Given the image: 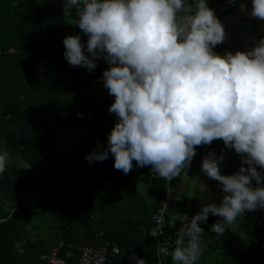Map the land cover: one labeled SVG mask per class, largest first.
I'll return each mask as SVG.
<instances>
[{"label":"trees","instance_id":"obj_1","mask_svg":"<svg viewBox=\"0 0 264 264\" xmlns=\"http://www.w3.org/2000/svg\"><path fill=\"white\" fill-rule=\"evenodd\" d=\"M76 19L75 9L64 13L62 0H0V148L10 156L0 174V264H51L41 256L55 249L67 264H92L82 260L88 246L105 255L104 264H135L134 255L145 264H174L172 249L159 255L151 234L165 179L135 161L125 175L114 168L111 154L103 162L85 158L97 142L107 146L106 113L85 92L109 65L102 58L91 72L69 65L62 31L78 28ZM66 122L87 130L73 150L57 149L35 127L43 124L55 138ZM32 168L40 178L35 195H30ZM178 180L171 181L174 190ZM175 199L176 191L165 236L173 241L179 228L175 222L184 220L176 214ZM200 207L193 205L188 218ZM217 219L210 213L201 223L203 252L196 264H264V219H253L246 211L222 236L211 231ZM46 220L51 237L44 229ZM27 225L35 238L19 252L16 245L27 235Z\"/></svg>","mask_w":264,"mask_h":264},{"label":"clouds","instance_id":"obj_2","mask_svg":"<svg viewBox=\"0 0 264 264\" xmlns=\"http://www.w3.org/2000/svg\"><path fill=\"white\" fill-rule=\"evenodd\" d=\"M62 3L64 13L75 9L74 25L87 37L86 45L79 34L64 37L69 65L89 72L101 58L109 65L103 83L114 97L108 112L117 119L107 146L97 142L86 154L88 163L111 154L125 175L135 161L171 182L191 167L197 147L216 140L240 157L230 175L221 172L223 149L202 158L201 170L224 195L219 204L202 203L185 216L169 253L174 264H196L203 252L201 223L210 213L219 218L211 231L222 236L246 211L264 209V172L258 170L264 169V37L247 50L215 52L228 34L208 0ZM251 4L249 15L264 21V0ZM9 159L0 148V174ZM203 190L201 199L211 200L206 185ZM131 260L145 264L138 255Z\"/></svg>","mask_w":264,"mask_h":264},{"label":"crops","instance_id":"obj_3","mask_svg":"<svg viewBox=\"0 0 264 264\" xmlns=\"http://www.w3.org/2000/svg\"><path fill=\"white\" fill-rule=\"evenodd\" d=\"M209 6L213 9L217 8V2H208ZM240 4L244 7L241 9ZM252 4L251 0H240L238 6L232 10L224 12L220 16V21L225 27V31L228 34L227 39L223 44L216 47H220L222 54L225 50L235 52L236 50H247L259 41L261 37H264V21L253 18L249 15ZM87 94L91 95L99 101L102 105V109L106 113L105 128L110 133L113 128L116 119L114 114H109L108 107L113 102L114 97L108 94V90L104 87L103 78H96L93 85L86 90ZM112 115V116H111ZM114 118V119H113ZM87 130L84 128L81 130L61 128L57 132V137L65 142H71L82 139L85 137ZM223 149L225 159L221 162L220 168L222 174L230 175L240 167V157L234 150H230L225 147L222 140H216L211 145L200 146L196 149V155L192 160L191 167L186 171H182L177 177L178 184L175 187L176 199H175V211L177 216H187L189 210L194 205L201 206L202 203L215 202L219 204L224 193L217 187L218 182L207 177L201 170V163L203 156L209 152L214 151L217 156L221 154ZM264 172V169H259ZM204 185L207 186V194L211 195V200L201 199L204 193ZM255 186V181H253ZM264 212V209H259ZM180 227L181 223L177 221Z\"/></svg>","mask_w":264,"mask_h":264},{"label":"built area","instance_id":"obj_4","mask_svg":"<svg viewBox=\"0 0 264 264\" xmlns=\"http://www.w3.org/2000/svg\"><path fill=\"white\" fill-rule=\"evenodd\" d=\"M215 2H217V8H215L214 11L217 17L220 18V16L224 12H227L229 10L236 8L240 0H236L235 3H230L229 0H220V1L214 0V3ZM62 33L64 37L69 34H72V35L79 34L81 36V41L85 43L86 45L87 37L83 35L79 31V29L75 27H70V28L64 29ZM11 51H15V49L13 48L11 49ZM214 51L219 54H222V52L219 50L218 47H216ZM0 53H1V50H0ZM64 126L66 127V129L67 128L73 129V126L69 122H66ZM35 127L37 128V132L41 134L43 138L47 139L50 144H53L57 149L73 150L75 146L77 145L76 141L65 142L63 140H60L58 137L54 138V136L45 129V126L43 124L35 125ZM90 136L95 139L97 134L93 132ZM150 173L152 175L159 176L156 172H154L151 169H150ZM39 180L40 178L38 175V171L32 168V175L30 176V186L32 187V189L30 190V195H35L37 193V191L34 190V187L39 186ZM164 187L166 188V193L162 200V205L160 206L158 211L152 214L151 216V220L153 222V226L151 228V234L153 235L155 241L157 242V251L159 255H167L169 253V250L172 249V247L174 246L173 240L171 238H165V236H166L167 216L168 214H170L171 217L174 216V212L171 210L170 205H171L172 197H173L175 190L174 188H172L171 182H168L166 180H165ZM37 195H38L37 199L39 201H42L44 199V196L42 195V193H38ZM248 216L253 219L261 220V219H264V212H261L258 209L256 211H248ZM25 232L27 234L25 238L16 245V248L19 252H23V248L24 246H26L30 238L31 239L35 238L33 234L34 232L31 230L29 225L25 226ZM115 248H116V251H118V247H115ZM41 257L43 259L49 260L51 264H67L66 261L62 257L57 256L56 249L51 254L43 253ZM82 260L86 263L91 262L92 264H104L106 257L100 250H97L94 247L88 246V247L83 248ZM160 264H163V262H160Z\"/></svg>","mask_w":264,"mask_h":264},{"label":"rangeland","instance_id":"obj_5","mask_svg":"<svg viewBox=\"0 0 264 264\" xmlns=\"http://www.w3.org/2000/svg\"><path fill=\"white\" fill-rule=\"evenodd\" d=\"M43 213H44L43 215H45L46 217L49 218V214L47 212H43ZM184 219H185V216H184ZM49 222L50 221L46 220V222L44 223L45 228H44V226H43V228L47 230L49 236L51 237L54 234H53L52 229L48 227V225L50 224ZM175 225L178 226V223L175 222ZM176 226H175V228H176ZM171 232H174V229H172Z\"/></svg>","mask_w":264,"mask_h":264}]
</instances>
